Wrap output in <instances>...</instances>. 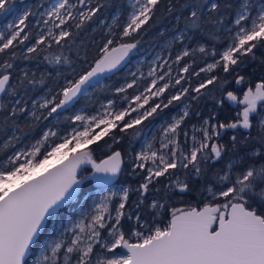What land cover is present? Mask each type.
Here are the masks:
<instances>
[{"label": "snow or ice", "instance_id": "6c2138e0", "mask_svg": "<svg viewBox=\"0 0 264 264\" xmlns=\"http://www.w3.org/2000/svg\"><path fill=\"white\" fill-rule=\"evenodd\" d=\"M160 3L161 0H136L132 6L134 10L129 14L119 33V39L116 38V33H110V38L99 48L94 64L81 73H76L73 68L72 77H65V82L58 92L50 99L45 98L40 102L39 108L48 110V116H51L58 110L74 104L79 96L87 94L90 87L99 85L102 76L116 69L136 48L139 41L124 42V39L139 33L153 17ZM177 3L180 4L181 10H188L184 17L186 29L198 28L202 21L211 24L222 23L223 17L220 20L214 18L221 12V5L217 0H184L183 3L177 0ZM89 5H92V0H76V3H71V0H56L50 8L40 12L38 15L42 18L46 32L39 34L34 43L26 48L23 58L28 59V54L51 48L53 43L63 49L65 42L73 38L71 27L82 29L101 8L99 3ZM12 6L13 0H0V14L12 11ZM224 7L231 8L232 5L226 3ZM174 10L175 6L169 0L168 12ZM30 15L37 13L25 11L17 21L9 25L10 31L7 35L0 34V55L7 57L0 61V93L14 98L10 101L11 115L25 112V102L16 98L20 95L19 89L24 88L26 84L38 83L30 79L27 73L20 78L17 85L10 82L13 61L18 59L14 49L17 45H25L29 40L25 27ZM115 22L114 20L113 23ZM37 23L41 21L38 20ZM233 23L235 32L231 35L230 43L222 52L213 50L212 55L219 56V59L208 63L200 72L211 73L219 67H222L225 73L234 71L233 66L243 63L241 57L252 54L258 44L264 46V4L253 9L251 0H240ZM53 29L59 31L54 32ZM182 38L183 33L176 37L177 40ZM199 52L207 55L203 46L199 48ZM191 54L185 49L177 54L175 60L179 63L183 57ZM45 60L50 64L72 63L63 53L52 58L45 56ZM189 68L190 65L185 64L180 71L188 73ZM148 74L155 77V70H150ZM168 75V72L164 73L159 76V80H164ZM184 79L183 75L179 76L175 84L180 85ZM218 79L213 75L195 88L182 87L170 96L167 103L150 106L133 120L125 119L129 116V109L114 111L113 101L109 100L101 114L75 115L73 119L82 123L83 130L74 128L71 140L65 138L63 143L57 144L38 163H34L32 158L40 152L39 146H35L30 152L17 153L15 159L10 158L9 162L18 166L12 167L10 171L0 170V264H29L30 254L34 255L36 252L34 246L41 243L45 226L50 220L57 218L58 212L68 201L75 199L82 180L88 178L86 176L78 178L77 170L81 165H91V175L98 181H108L120 172V151H113L111 155L97 162L91 150L84 146L97 144L104 137L110 136L112 129L118 128L120 132H125L141 124L158 110L168 108L174 102H180L190 92L196 94L192 95L191 99L197 100L202 95V90ZM243 83L244 77L238 76L236 84ZM135 84L136 80L133 79L125 87L132 88ZM125 87L116 91L124 92ZM169 87V83L158 86L157 79L153 78L151 85L144 90L148 95L141 93L132 98L136 107L131 111L137 112L149 103L150 98L160 97ZM227 100L242 106L237 111L235 119L218 124H210L209 120H204L201 128L196 129L202 133V137L197 139L193 135V144L188 153L181 149L176 139L181 125L189 116L186 105L183 114L173 117L172 122L163 129L161 149H166L167 153L153 151L149 145L148 150L137 154L135 159L138 163L135 167L147 173L144 182L139 185V189L143 190L140 192L141 196L148 191L153 182H159L158 178L171 176L170 170L184 169L195 177H200L205 171L201 167L202 164L218 162L222 158V153L229 150L226 144L218 143L221 131L250 130L253 127L250 117L259 115L258 102H264V81L257 83L254 91L252 88L244 91L242 99L233 91H228ZM32 106L33 109L37 107L36 100L32 101ZM30 114L37 120L41 118L35 111ZM258 126L260 129L258 143L264 145V116L259 119ZM50 134L56 135L55 132H46L44 138L47 139ZM184 135L187 137V132ZM113 139L115 141L116 138ZM230 139L232 150H235L237 136L233 135ZM250 139L249 132L241 143L246 146ZM72 142L77 148L84 150L77 151L73 148L71 155L61 153V149ZM262 152L264 148H256L248 156L260 157ZM21 155L27 157L24 162H19ZM49 156H60L63 162L48 170L45 165ZM148 162H151V166ZM222 171L223 175L217 173L214 176L221 185L219 190L209 186L207 191L213 200L223 198L224 203L209 202L202 208H172L170 219L162 227L142 223L137 214L135 219L138 228L134 227L126 233L122 230V217L127 215L128 220L133 219L131 214L125 212L129 189L125 187L121 190L120 202L112 210L109 209V202L117 193L105 195L90 213L84 214L71 228H65L56 239L49 238L43 244L35 264H61V257L63 264H93V256L97 255L96 246L112 253V256L97 255L95 264H264V162L257 163L252 160L245 164L244 158L241 157L228 161L226 169ZM172 183L181 192L188 188L179 177ZM150 207L155 209L164 205L153 201ZM102 230L107 231V237L102 236ZM132 237L136 238L135 242H131ZM117 249L125 251L117 255L114 252Z\"/></svg>", "mask_w": 264, "mask_h": 264}, {"label": "trees", "instance_id": "16d2710c", "mask_svg": "<svg viewBox=\"0 0 264 264\" xmlns=\"http://www.w3.org/2000/svg\"><path fill=\"white\" fill-rule=\"evenodd\" d=\"M126 1L127 0H96V3L101 5L99 12L91 21H88L82 29L77 30L74 26L71 27L73 38L65 42V47L63 49L53 43L51 48H47L38 53L28 54L29 58L24 59L23 56L26 54V48L34 43L35 37L29 36V40L25 45H17L14 50L17 52L18 59L13 61L14 68L10 70L12 73L11 84L17 85L20 78L25 73H27L30 79L38 83H34V85L26 84L24 88L19 89L20 99L26 101L25 112L11 115L10 103L5 106L0 105V164H2L11 153V144H14L16 147H28L31 142L39 136L38 128L40 125L49 124L57 128L59 133H63L75 124L71 120L73 108L79 105H86L93 109L92 107L100 102L117 97L118 94L115 91L124 81L122 71L106 79L103 86H98L88 93V97L91 98L89 101L85 100L86 97L84 95L69 112L56 115L52 114L51 116L42 118V120L35 125L30 122L28 118L24 117L25 114L28 113L27 106L29 103L45 92L50 95H54L58 92L59 88L64 84L65 77H72L73 68L76 73H81L94 64L99 54V48L110 38V33H116V38L119 39L120 24L116 28H112L111 31H107L106 22L113 13L124 10ZM183 2L184 0H180V3ZM217 2L221 5V12L214 18L220 20L221 17H223L222 23L211 24L202 21L200 27H189L186 29L184 17L187 15L188 10H181L177 0H171V3L175 6V10L169 13V0H161L159 6L155 9L153 17L143 26V29L139 33L134 34L133 37L125 38L124 42L139 41L136 46V50H139L149 47L151 43L164 37L169 28L178 27L185 29L187 33L191 35L192 40H197L200 44L202 43V46L207 52V55H205L197 51V49H193L192 54L189 55L190 57L188 56L185 58L186 61L190 58L191 62L193 61V65H191L194 67L193 69H198L207 62L213 61L219 57H214L212 55L213 50L222 52L228 45L232 32H230V30H232V24L236 16V8L240 6V0H217ZM226 3H230L232 7L225 8L224 4ZM42 4L44 5L45 1H42ZM103 19L105 23L101 24ZM205 20H207V16ZM61 53L69 57L72 62L71 65H65L63 63L50 64L48 60H45V56L52 58ZM4 59H7V57L0 55V61ZM240 59L243 63L238 66H233L234 71L225 73L223 68L219 67L218 69H214L209 75H204L202 73L199 75V83L207 80L213 75L219 79L213 84L208 85L206 89H203L199 99L192 100L191 96L194 95L193 93H190L188 97L182 98V102L190 105V116L197 112L200 117L210 118L216 124L220 122L228 123L235 119L234 113L236 110L231 108L229 104L223 100V96L228 91H233L236 95H240L248 88L253 89L257 83L264 81V46L258 44V46L253 49L252 54L241 57ZM238 76L244 77V83L241 85L236 84ZM8 97V95H5L4 98ZM13 99V97H10V101ZM262 108L264 109V107H261L260 111H262ZM153 117L156 116L153 115ZM186 120H188V118ZM145 126L146 123L141 122V124L135 125L125 132L113 129L111 130L110 136H106L97 144H92L87 147V149L91 150L93 158L97 161L111 154L113 151H120L123 156L124 168L117 182L126 184L129 189L125 212L133 216L132 220H128L127 215L122 217V230L126 233L130 232L134 227L138 228L135 219L137 214L142 223H148L149 226L162 227L168 222L172 208H199L209 202L213 204L221 203V199L213 200V198H210L207 189L209 186H213L216 190L221 187L219 182L214 179V176L217 173L223 175L222 170L226 169L228 161L243 157L245 164L250 163L252 160H255L257 163L264 162V152L261 153L260 157L249 158L248 156V154L256 148H264V145L258 143L260 136L259 127L253 125L247 132H242L238 129L234 133V135L237 136L236 149L232 150L231 136L229 137L228 133H225V135L221 137L220 142L226 144L229 150L222 153V158L218 162L202 164L201 167L205 171L200 177H195L190 171L184 169L170 170V172H172L171 176L166 175L158 178L159 182H153L149 186L148 191L144 192V195L141 196L140 192L143 190L139 189V185L144 182L145 172L131 169L127 157L137 150ZM249 132L251 133V139L245 146L241 141ZM113 137L116 138L115 141ZM6 139H8L7 143H4ZM179 145L181 147V143H179ZM177 177H179L180 181L188 185L186 191L181 192L172 183ZM88 181L89 182H87V180H82L76 197H81L85 192L94 189L90 178ZM141 200L143 201L142 203ZM153 201H156L160 205H164V207L155 209L150 207ZM70 205H72V203ZM34 247L36 249L37 245Z\"/></svg>", "mask_w": 264, "mask_h": 264}, {"label": "rangeland", "instance_id": "374dc122", "mask_svg": "<svg viewBox=\"0 0 264 264\" xmlns=\"http://www.w3.org/2000/svg\"><path fill=\"white\" fill-rule=\"evenodd\" d=\"M42 1H45V4H42ZM54 3H56V0H13V6L12 11L4 14H0V34L7 35L10 31L9 25L13 24L15 21H17L18 17L23 15L25 11H30L33 13H37V15H30L26 21V27L25 32L31 36V37H37L41 33L46 32V28L42 24V18L38 15L40 12L45 11V9L50 8ZM71 3H76V0H71ZM96 3V0H92V5L94 6ZM136 3V0H127L124 4V10L118 11L112 14V16L109 17L107 20V31H111L112 28H116L120 24V32L122 30L123 25L127 22L129 14L134 10L133 5ZM251 4L253 9L257 8L259 5L264 4V1L259 0H251ZM83 8V6H80ZM235 19V18H234ZM40 20L41 23H37V21ZM116 21L113 23V21ZM105 20L103 19L101 24H104ZM51 27V25H49ZM54 32L59 31L58 29H53ZM231 35L235 32V26L234 23L232 24V30ZM181 33H183V38L180 40H177L176 37L180 36ZM231 40V38H230ZM199 42V41H198ZM197 40H192V37L190 34L187 33L185 29H181L178 27H172L167 29V34L164 37H161L159 40L154 41L151 43L149 47L142 48L137 50L135 56L133 57L132 61L129 63V65L122 71L123 72V78L124 81L117 87H125L128 83H131L133 79L136 80V84L132 88H126L124 92H117L118 95L116 98H109L107 100H104L97 104L96 106L92 107L93 109L89 108L86 105H79L73 108L72 114H71V120L75 123L73 127L69 128L67 131L63 133H59L57 128H54L47 125H40L39 126V136L31 142V144L28 147L23 146H14V144H11L10 147L12 148L11 153L9 154L8 158L0 164V170H6L10 171L12 167L18 166L12 165L9 162L10 158L15 159L17 153H25L30 152L35 146L40 147V152L37 153V156L32 158L34 163H38L40 160H43L48 152L52 150L57 144L63 143L65 138H68L71 140V136L73 134V129H79L83 130V126L81 122L75 121L73 117L77 114L85 115V116H92L101 114L104 112L105 108L104 106L108 104V101H113V110L119 111L123 110L125 108L129 109V116H127L126 120H133L136 118L137 115H142L145 110H147L150 106H153L157 103H167V100L170 98L171 95L175 94L178 89L182 87H189V88H195L199 85L198 77L199 75L206 74L209 75L208 72H200L201 68H204L207 66L208 63H212L213 61L207 62L205 65L201 66L198 69H193V61L191 62V59L185 60L186 57H183L182 60L177 63L175 58L177 54L184 51L185 49L189 50L191 53L193 49H197L199 51V48L202 46V43H198ZM230 43V41H229ZM228 43V44H229ZM197 44V45H196ZM188 57V56H187ZM190 57V56H189ZM216 59H219L216 58ZM185 64L190 65L189 72L188 73H182L180 70L184 67ZM170 66V68H169ZM154 69L155 70V77L149 76V71ZM168 72L169 75L165 77L164 80H159V76L163 75L164 73ZM196 73H199V75H196ZM183 75L185 77L184 80H182L180 85L175 84V80L179 78V76ZM157 79L158 86H162L164 83H169L170 87L166 91V93L162 94L160 97H152L149 99V103L147 105H144L143 108L139 109L137 112H132L131 109L136 107L135 102H133L132 98L136 95H139L141 93H144V95H148L144 90L145 88L149 87L151 85L152 79ZM65 82V81H64ZM63 82V83H64ZM105 83V80L101 81V83L97 86L92 87L87 91V94H85V100L89 101L91 98L88 97V93H90L94 88L98 86H103ZM57 93V92H56ZM55 93V94H56ZM191 93V92H190ZM189 93V94H190ZM54 94V95H55ZM189 94L186 96L188 97ZM195 95V93H193ZM7 95V94H6ZM53 95L47 94L46 92L37 96L34 100L37 101V107L33 109L32 101L27 106L28 113L25 114V118H28L30 122H32L34 125L37 124L42 120V118H45L48 116V110L46 109H40L39 103L42 102L45 98H51ZM243 94H241V97ZM20 99V96L17 97ZM22 100V99H21ZM25 102V100H22ZM10 103V96L8 98H3L1 106H5ZM143 103V101H141ZM11 104V103H10ZM187 105V111L189 112L190 105L182 102H174L172 105H170L168 108H164L162 110H158L157 113H154L153 115L156 116L155 119L153 116L148 117V119L143 120L142 122L146 123L145 129L142 134V138L140 140V143L138 145L137 150L130 154L129 157H127L129 164L131 165V169L135 170L137 169L135 165L138 163L136 161V156L142 151L148 150L149 145H151V150L158 151L161 153H167L166 149H161V136L163 133V129L167 127L169 123L172 122L173 117H176L178 115H182L183 111L185 110V106ZM26 110V108H25ZM240 110V107L236 110V112ZM35 111V114L40 116L41 118L39 120L35 119L34 116H32L30 113ZM259 115L255 116L253 125L258 126V121L261 118V116L264 115V109L262 108V111L258 110ZM188 118V120H186ZM154 119V120H153ZM204 120H209L210 124H216L212 119L207 117H200L199 113H194L193 115L185 118V121L181 125L179 129V133L176 137L178 144L181 143V149L188 153L192 147L193 141L192 137L195 135L197 139L202 137V133L196 131V129L201 128L203 125ZM121 122V126H122ZM259 127V126H258ZM118 129V128H117ZM113 130V129H112ZM237 130V129H235ZM233 129L228 130H222L221 135L218 138V143L222 144L221 137L225 135V133H228L229 137L234 134ZM98 131V130H97ZM52 133L55 132L56 135L52 136L51 134L47 137V139L44 138V133ZM187 132V137L184 135V133ZM6 139L4 143H7ZM89 145L84 146L87 148ZM73 148H76V150L82 149L77 148L74 142L69 143L65 148L61 149V153H66L69 155L72 153ZM27 159V157H24L21 155L19 162H24V160ZM48 163L45 165L47 168L48 166L54 164L55 162L59 161L61 159L60 156H49ZM97 161V160H96ZM98 162V161H97ZM149 166H151V162H148ZM139 171H144L142 169H137ZM43 171V170H41ZM145 176L147 175L146 171ZM92 169L91 165L84 164L82 165V169L80 171L79 178L82 177H88L87 180L91 177ZM27 175V174H25ZM176 180V179H175ZM15 183V180L13 181ZM128 188L126 184L116 182L113 185L101 188V189H93L89 192H85L83 196L81 197H75V199L71 200L70 204L67 205L60 212H58L57 218L55 220H50L49 223L46 226L45 229V236L41 239V243L37 245L35 254H31V259L29 261V264H35L36 260L39 258L40 252L42 250L43 244L46 243L49 238L56 239L60 236L61 233L64 232L65 228H71L73 224L79 220L84 214L90 213L92 209L94 208L95 204L99 203L101 198L105 195H111L112 193H117V195L112 197V201L109 202V209L112 210L115 208L116 205L120 202V192L123 188ZM219 190V189H218ZM210 196V195H209ZM210 198H212L210 196ZM221 203H224L223 198H220ZM114 215V212H113ZM69 238L71 234H68ZM102 236L107 237L108 233L107 231L102 230ZM136 238L132 237L131 242H135ZM114 252L119 255L123 254L124 250L117 249L114 250ZM95 253L97 255H101L103 257H111L112 253L106 252V250L99 248L98 246L95 247ZM97 255L93 256V264H95V259L97 258ZM61 264H63V259L61 257Z\"/></svg>", "mask_w": 264, "mask_h": 264}, {"label": "water", "instance_id": "95a60500", "mask_svg": "<svg viewBox=\"0 0 264 264\" xmlns=\"http://www.w3.org/2000/svg\"><path fill=\"white\" fill-rule=\"evenodd\" d=\"M136 52H137V50H136V48H134V49L129 53V55H128L127 57H125L123 61H121V63L117 66L116 69H114L112 72L105 73V74L102 76L101 81L106 80V79L112 77L114 74H116V73H118V72H120V71H123V70L129 65V63L132 61V59H133V57L135 56ZM10 82H11V76H10ZM91 88H92V87H90L89 89H91ZM89 89H88V90H89ZM88 90H87V91H88ZM5 95H6V94L0 93V105H1V102H2L3 98L5 97ZM83 96H84V95L79 96V98L75 101L74 104L68 106V107L65 108V109H60V110H58L57 113H53V115H56V114H59V113H63V112H66V111H70V110H71V109L77 104V102H78ZM242 98H243V96L241 97V99H242ZM223 100L226 101V102L229 104V106H230L231 108H233V109H235V108L238 106L237 104H235V103L230 102V101L227 100V93L224 94V96H223ZM240 107H242V106H240ZM242 130H243L244 132H247V131H248V130H244V129H242ZM81 150H84V149L82 148V149H79V150H77V151H81ZM71 154H73V152L70 153L69 155H71ZM109 155H111V154H109ZM66 158H67V156L64 157V159H66ZM104 158H106V156H105ZM104 158H102V159H104ZM61 162H63L62 159H60L59 161L55 162L54 164L48 166L47 169H48V170H51V169H53V168L59 166V164H60ZM98 162H99V161H98ZM123 166H124V161H123V156H122V154H121V170H120V172H118V173L116 174L115 177L111 178V179L108 180V181H98V180L95 178L94 175H91L90 179H91V181H92V184H93L94 188H95V189L106 188V187H109V186L113 185L114 183H116V182L118 181V178L120 177V174H121V171H122V169H123ZM81 169H82V165H81L80 168L77 170V172H78V178H79V176H80V171H81ZM70 202H71V201H68V202L63 206V208H64L65 206L69 205ZM202 207H203V206H202ZM202 207H199V208H202ZM196 208H197V207H196ZM169 219H170V218H169ZM46 226H47V225H46ZM46 226H45V229H46ZM214 227H215V225H214ZM45 229L43 230L42 234L45 232ZM122 250H123V249H122ZM124 251H125V250H124ZM30 255H31V254H30Z\"/></svg>", "mask_w": 264, "mask_h": 264}, {"label": "flooded vegetation", "instance_id": "af4514ba", "mask_svg": "<svg viewBox=\"0 0 264 264\" xmlns=\"http://www.w3.org/2000/svg\"><path fill=\"white\" fill-rule=\"evenodd\" d=\"M247 90H248V89H247ZM254 90H255V88H253V91H254ZM234 94H235V93H234ZM241 94H243V92H242ZM241 94H240V95H237L238 98H241ZM235 95H236V94H235ZM260 105H264V102H258V110H260V108H261ZM238 107H240V106H237V107L235 108V110H237ZM240 108H241V107H240ZM66 112H69V111H66ZM236 113H237V112L235 111V113H234L235 116H236ZM255 116H256V115H253V116L250 117V119H251V121H252V124H253V122H254ZM154 119H155V117H154ZM154 119H153V120H154ZM237 130H238V129H237ZM237 130H235L234 133H235ZM240 130H241L242 132H244L242 129H240ZM233 135H234V134H233ZM233 135H232V136H233ZM123 168H124V166H123ZM122 170H123V169H122ZM121 172H122V171H121ZM44 236H45V232H44L42 238H43ZM42 238H41V239H42Z\"/></svg>", "mask_w": 264, "mask_h": 264}]
</instances>
